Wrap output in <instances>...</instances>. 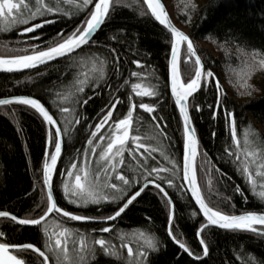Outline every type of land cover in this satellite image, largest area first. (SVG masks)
<instances>
[{
	"label": "trees",
	"instance_id": "1",
	"mask_svg": "<svg viewBox=\"0 0 264 264\" xmlns=\"http://www.w3.org/2000/svg\"><path fill=\"white\" fill-rule=\"evenodd\" d=\"M170 1L173 22L192 39L205 69L200 90L188 102L199 142L195 167L201 193L209 206L225 214L264 213V200L253 194L240 162L229 154L235 152L236 147L231 139L230 119L226 117V112L235 114L237 135L242 143L245 130L254 131L259 139L264 140V94L260 95V88L251 83L253 70L249 67L252 57L264 59V0H206L202 4V0ZM50 2L55 4L56 0ZM92 6L81 12L61 0L59 13L37 17L30 22L29 25L35 21L44 24L45 19L53 21L44 24L38 32L24 33L23 28L29 25L0 31V57L30 54L34 47L44 50L55 46L85 24ZM170 47V33L154 19L143 0H113L109 17L80 51L26 73L0 74V99L34 97L57 121L63 137V152L54 173L52 189L60 208L94 220L106 219L145 182H155L166 191L173 204V235L189 248L194 258H201L203 251L196 232L205 220L182 185L183 129L168 90ZM254 53L258 55L254 56ZM92 56L106 62L105 78L85 85L83 92L75 93L73 82L80 70L78 64L82 57ZM133 61H139L143 67L137 68ZM133 71L141 74L143 83L154 85L158 95L135 96L131 83L141 81L131 76ZM180 71L185 82L195 74L194 59L189 60L185 45L181 49ZM207 71L213 72L212 78L206 76ZM84 100L88 101L87 104L83 103ZM116 101L120 103L116 104ZM132 103L137 107L133 113L131 135H139L142 143L157 151L151 155L144 149L134 152V143L130 141L123 165L118 164L116 171L110 172V182L116 183L123 191L106 189L110 199L100 204L69 203L63 184L69 179L67 172L71 165L76 163L81 168L87 163L88 168L95 171L103 164L99 153L106 147V140L100 141L99 136H110L115 123L127 115ZM141 103L149 104L155 111L151 114L144 112L139 107ZM114 104L112 119L97 138H93L91 133ZM63 107H68L69 113L62 112ZM50 132L55 139L52 127L33 109L18 104L0 106V211H7L19 219H38L46 212L47 195L42 172ZM89 139H93V145L88 144ZM96 145L100 147L93 155L91 149ZM258 147L264 148V143ZM53 148L49 146L47 152H52ZM169 161L175 162L176 167L173 168ZM153 167H165L171 171L148 175ZM116 174H123L129 183L124 185L115 180ZM169 180L172 186H169ZM113 196L115 199H111ZM169 215L168 200L157 188L147 186L120 217L107 224L77 223L54 213L38 227H21L2 217L0 242L32 243L50 257V264H55V258L47 248L45 228L50 233L51 225L59 223L74 232L79 230L90 241L93 237L109 240L124 258L109 257L98 249L91 264H126L127 250L120 247V237L124 236L123 242L130 243L134 250L138 247L144 250L141 247L144 239L139 233L157 242L156 250H148L144 264L264 262V236L216 228H206L200 234L208 245L209 255L199 261L193 260L168 238ZM103 227L111 228L112 232L103 233ZM17 255L25 259L26 264H43V258L30 250Z\"/></svg>",
	"mask_w": 264,
	"mask_h": 264
},
{
	"label": "snow or ice",
	"instance_id": "2",
	"mask_svg": "<svg viewBox=\"0 0 264 264\" xmlns=\"http://www.w3.org/2000/svg\"><path fill=\"white\" fill-rule=\"evenodd\" d=\"M63 2L74 3V0H63ZM60 3L61 0H56L55 4L51 3L50 0H0V31H9L17 25H29L37 17L57 14L60 12ZM143 3L147 6V9L155 20L168 29L172 37L170 60L171 93L175 98V104L178 106L183 118L185 137L183 179L190 185L191 195L195 198L206 220V223L198 230L197 236L200 237L204 229L209 226H217L230 231L251 232L264 236V213L258 214L250 211L240 215H229L209 206L205 201L196 178L195 160L198 154L199 142L195 136V129L191 127V119L188 112L189 98L193 97L202 86V79L205 77L204 65L200 56L197 55L192 39L183 31L173 26L162 0H143ZM89 5H93V7L90 9L89 16L82 27H78L71 35L63 38L62 42L55 44V46H50L45 50L34 47L31 54L17 55L10 58L0 57V72L11 73L19 72L23 69L37 68L39 65L68 56L77 49H82L85 45H88L93 38V34L101 28L109 17L110 10L113 7V0H82V4L77 6L84 8ZM48 23H53V21L45 19L44 24ZM44 24L35 23L33 26L24 27L23 32L34 33L36 29L43 28ZM60 35L63 36L62 33ZM183 45H186L189 60L193 57L195 58V74L188 82L182 79L180 71L181 48ZM253 55H258V53H254ZM116 59L118 63V58ZM133 63L136 64L137 68L143 67L139 61H133ZM258 63L261 68H264V59H260ZM78 67L80 70L77 72L73 82L75 93H81L84 91L85 85L98 83L105 78L106 62L99 57H82ZM213 75L211 71L206 72L208 78H212ZM131 76L141 81L131 83V91L135 96L143 98L158 95L154 85L142 82L143 78L139 72L133 71ZM124 83L127 84L128 81ZM216 87L217 91H219L220 82L218 79L216 80ZM87 102V100L83 101L85 104ZM119 103L120 101H116V104ZM11 104L24 105L34 109L48 125L55 126L57 123L53 116L49 114L47 108L38 99L28 96H18L12 99L0 100V105ZM136 107L137 105L135 103L130 105L127 115L118 120L114 128L111 129L110 136L107 138L103 135L99 136L100 141L104 142L106 140V147L99 153V160L103 164L98 169L95 171L90 170L87 163L82 168H78L76 163L71 165V169L67 172L69 179L63 184V191L65 196L69 198V203L85 206L88 204H100L101 201H108L110 199L105 193L106 189L117 192L123 191L116 183L110 182L112 179L110 172H115L118 164L123 165V156L130 141L134 143V152L144 149L145 152L151 155V152L157 151L156 148L146 146L142 143L139 135H131L133 113ZM139 107L149 114L155 111L154 107L146 103H141ZM114 110L115 104L112 105V110L108 111L100 123L96 125L95 131L91 133L93 138H97L105 124L112 119ZM61 111L69 113L70 109L63 107ZM226 117L230 119L231 139L236 147V151L230 152L229 154L234 155L236 160L240 162L241 171L246 176L253 194L259 199L264 200V148L258 147L259 144L264 143V140L259 139L258 134L254 131L250 133L249 130H245L242 143L237 135L235 114L226 112ZM76 123H79V121L77 120ZM54 136L55 139H53V134L51 132L49 133L48 144L50 147H54V151L45 153L43 163V183L47 188V210L45 215L38 219H18L16 216L10 215L7 211H0V217L10 218L20 225H41L42 221L54 212L71 221H88L93 219L92 217L76 215L63 210L57 205L53 197V174L56 172L57 163L62 154V137L59 127L55 128ZM88 144L93 145V139H89ZM97 147H100V145H96L91 149L93 155L96 154ZM165 158L167 159V157ZM169 162L172 163L173 168L176 167L175 162ZM104 165H107V167ZM169 171L171 170L165 167H153L148 175ZM115 180L121 181L124 185L129 183L123 174H116ZM168 183L169 186H172V181L169 180ZM156 187L160 188V185L156 184ZM160 190L162 192L164 191L162 188ZM237 191H239V188H237ZM139 195L140 191L136 192L114 215H109L106 219L109 221L116 220ZM164 195L167 196V193L165 192ZM111 199H115V197L113 196ZM168 204L171 206V200L168 201ZM172 219L173 217L170 215L168 235L179 245V248L183 249L189 256H192L193 253L189 248L173 235L171 226ZM257 226L260 227L258 228ZM101 231L103 233H110L112 229L103 227ZM45 235L48 237V251L55 257V264H91V261L98 255V249L102 254L109 257L124 259L121 257L115 245L109 240L93 237L90 241L89 237L82 234L79 230L74 232L59 223L57 224V228L51 233L45 228ZM138 235L144 239V245L141 246L144 250H141L140 247L134 250L130 243L123 242L125 239L124 236L120 237V247L127 250L126 264H144L148 250L157 249V242L154 239L145 237L143 233H139ZM0 236H3V233H0ZM199 243L203 246V256H208L209 248L205 240L200 238ZM29 250L42 257L43 264H49L50 257L34 244H10L8 242H0V264H26L25 259L18 256L17 253L28 252ZM196 259H200V257H196ZM261 264H264V262H261Z\"/></svg>",
	"mask_w": 264,
	"mask_h": 264
},
{
	"label": "water",
	"instance_id": "3",
	"mask_svg": "<svg viewBox=\"0 0 264 264\" xmlns=\"http://www.w3.org/2000/svg\"><path fill=\"white\" fill-rule=\"evenodd\" d=\"M162 3L165 5V2L162 0ZM93 7V6H92ZM147 7V6H146ZM165 7H166V5H165ZM166 11L168 12V14H169V18H170V20H171V22H172V24H173V26L174 27H176L178 30H180V31H183L186 35H188L187 34V32L185 31V30H183V28L182 27H180L178 24H176L175 22H173V20H172V18H171V16H170V12L168 11V9H167V7H166ZM150 12V11H149ZM155 19V18H154ZM158 22V21H157ZM35 23H41V22H33L31 25H29V26H33ZM159 23V22H158ZM160 24V23H159ZM161 25V24H160ZM162 27H164L163 25H161ZM165 28V27H164ZM41 28H39V29H36V31L34 32V33H36V32H38L39 30H40ZM166 29V28H165ZM167 31H168V29H166ZM99 31V30H98ZM97 31V32H98ZM96 32V33H97ZM169 32V31H168ZM96 33H94L93 34V38H94V36L96 35ZM170 33V32H169ZM171 35V34H170ZM92 38V39H93ZM171 40H172V37H171ZM86 46V45H85ZM185 47H186V45H185ZM84 48V47H83ZM182 49V48H181ZM45 50V49H44ZM81 49H77L75 52H73V53H71L70 55H73V54H75L76 52H78V51H80ZM31 54V53H30ZM70 55H68V56H70ZM198 55V54H197ZM68 56H65V57H68ZM65 57H60V58H57V59H55V60H52V61H49L48 63H46V64H43V65H39L37 68H40V67H43V66H47V65H50V64H52V63H55V62H57V61H59V60H61V59H63V58H65ZM5 58H10V57H5ZM193 59H195L194 57H193ZM170 60H171V47H170V54H169V59H168V90H169V94H170V96L172 97V99H173V101H174V104H175V98L172 96V93H171V71H170ZM37 68H32V69H23V70H21V71H19V72H11V73H8V72H0V74H22V73H26V72H28V71H31V70H34V69H37ZM197 93H195L194 95H196ZM14 97H18V96H13V97H8V98H1L0 100H2V99H12V98H14ZM28 97H31V96H28ZM31 98H34V97H31ZM191 98V97H190ZM190 98H189V100H190ZM36 99V98H35ZM189 100H188V102H189ZM0 106H3V105H0ZM175 106H176V108H177V110H178V113H179V116H180V119H181V122H182V129H183V118H182V116H181V114H180V111H179V108H178V106L175 104ZM28 107V106H27ZM30 108V107H29ZM34 110V109H33ZM48 110V109H47ZM35 111V110H34ZM49 111V110H48ZM36 112V111H35ZM188 112H189V108H188ZM39 114V113H38ZM49 114L50 115H52L51 113H50V111H49ZM53 116V115H52ZM189 116H190V113H189ZM54 118V117H53ZM190 119H191V116H190ZM54 120H55V118H54ZM56 121V120H55ZM57 122V121H56ZM51 127H52V129L54 130V132H55V128L56 127H59V125H58V123H56V125L55 126H53V125H50ZM191 127H193L194 128V126H193V123H192V120H191ZM60 128V127H59ZM195 136H196V133H195ZM61 137H62V133H61ZM197 138V137H196ZM184 143H185V137H184V130H183V145H182V158H181V179H182V185H183V187H184V189H185V192H186V194L188 195V197L190 198V200L194 203V205L196 206V208L198 209V211L200 212V214H201V216L204 218V216H203V214H202V212L200 211V209H199V205L196 203V201H195V198L194 197H192V195H191V191H190V185H188V183L183 179V165H184ZM48 147H49V144L47 143V148H46V151H45V153L47 152V149H48ZM53 151H54V148H53ZM62 152H63V137H62ZM62 155V154H61ZM197 157V156H196ZM196 161V160H195ZM58 162H59V160H58ZM57 165H58V163H57ZM42 176H43V172H42ZM53 177H54V174H53ZM53 180V179H52ZM156 184L157 183H155V182H152V181H148V182H145L136 192H138V191H140V193L142 192L141 191V189H144L145 187H147V186H152V187H155V188H157L156 187ZM44 188H45V191H46V195H47V188H46V186L44 185ZM162 187L160 186V188H157L162 194H163V196L169 201V200H171L170 199V197L168 196V194H167V196H165L164 195V193L166 192L163 188V192L160 190ZM135 192V193H136ZM135 193L133 194V195H135ZM52 194H53V197H54V199H55V196H54V193H53V189H52ZM133 195H131L128 199H130ZM138 197V196H137ZM136 197V198H137ZM127 199V200H128ZM56 200V199H55ZM127 200L123 203V205L127 202ZM122 205V206H123ZM121 206V207H122ZM46 213V212H45ZM45 213H44V215H45ZM55 213V212H54ZM54 213H52L51 215H48L47 217H46V219L44 220V221H42V224L46 221V220H48ZM256 213H258L259 214V212H256ZM56 214H58V213H56ZM115 214V213H114ZM113 214V215H114ZM10 215H12V214H10ZM43 215V216H44ZM58 215H60V214H58ZM170 215H172V217H173V204H171V206H170ZM169 215V216H170ZM238 215H240V214H238ZM60 216H62V215H60ZM63 217V216H62ZM0 218H2V217H0ZM65 218V217H64ZM8 219H10V218H8ZM19 219V218H18ZM68 219V218H67ZM11 220V219H10ZM204 220H205V218H204ZM12 221V220H11ZM115 221V220H114ZM114 221H109V220H107V219H101V220H94V219H91V220H88V221H73V222H77V223H83V224H107V223H111V222H114ZM13 222H15V221H13ZM16 223V222H15ZM205 223H206V220H205ZM16 224H18V223H16ZM19 226H21V227H38V226H40V225H20V224H18ZM168 227H169V220H168V224H167V228H166V231H167V236H168V238L171 240V242L175 245V246H177L178 248H179V245L168 235ZM257 227H260V226H257ZM208 228H216V229H220V230H225V229H221V228H219V227H217V226H209ZM200 229V228H199ZM198 229V230H199ZM206 229V228H205ZM198 232V231H197ZM197 232H196V238H197V240H198V242H199V240H200V237H198L197 236ZM200 244V243H199ZM200 246H201V248H202V251H203V246L200 244ZM179 249H181V248H179ZM183 252H184V250L183 249H181ZM188 257H190L191 259H193V260H196V261H199V260H202V259H204L206 256H203L202 255V257L200 258V259H196V258H194L193 256H189L188 255V253H186V252H184ZM49 264H50V262H49Z\"/></svg>",
	"mask_w": 264,
	"mask_h": 264
},
{
	"label": "rangeland",
	"instance_id": "4",
	"mask_svg": "<svg viewBox=\"0 0 264 264\" xmlns=\"http://www.w3.org/2000/svg\"><path fill=\"white\" fill-rule=\"evenodd\" d=\"M63 1V0H62ZM165 2V5L168 9L169 12H172V4H171V1L170 0H163ZM201 1V0H199ZM206 0H202L200 4L204 3ZM66 5L68 4H72L74 5L75 7H77L79 9V11H84L86 10L88 7H78L76 5H79V4H82V0H74V3H66L64 2ZM51 15V14H49ZM184 30V29H183ZM259 59L256 58V57H252V60H251V63H250V67L251 69L253 70L252 72V76L250 77V81L252 84L256 85L257 87L260 88L261 90V94L260 95H263L264 94V68H261L259 66V63H258ZM92 155V154H91ZM243 159V157H241ZM85 159L83 158L82 162L84 161ZM84 163V162H83ZM82 168V167H81ZM246 177V176H245ZM247 180V179H246ZM249 185V184H248ZM250 186V185H249ZM259 190V189H258ZM57 228V224L54 223V225H51V232L53 230H55ZM50 232V233H51ZM55 258V257H54Z\"/></svg>",
	"mask_w": 264,
	"mask_h": 264
},
{
	"label": "flooded vegetation",
	"instance_id": "5",
	"mask_svg": "<svg viewBox=\"0 0 264 264\" xmlns=\"http://www.w3.org/2000/svg\"><path fill=\"white\" fill-rule=\"evenodd\" d=\"M27 35H31V34H28V33H27Z\"/></svg>",
	"mask_w": 264,
	"mask_h": 264
},
{
	"label": "bare ground",
	"instance_id": "6",
	"mask_svg": "<svg viewBox=\"0 0 264 264\" xmlns=\"http://www.w3.org/2000/svg\"><path fill=\"white\" fill-rule=\"evenodd\" d=\"M54 117V116H53Z\"/></svg>",
	"mask_w": 264,
	"mask_h": 264
}]
</instances>
